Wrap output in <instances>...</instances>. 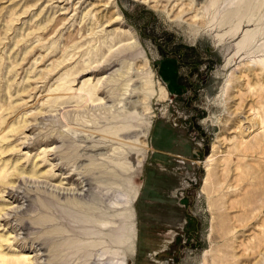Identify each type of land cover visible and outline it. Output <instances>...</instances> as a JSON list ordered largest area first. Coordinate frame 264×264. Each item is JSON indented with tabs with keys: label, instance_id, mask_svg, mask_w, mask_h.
<instances>
[{
	"label": "rangeland",
	"instance_id": "374dc122",
	"mask_svg": "<svg viewBox=\"0 0 264 264\" xmlns=\"http://www.w3.org/2000/svg\"><path fill=\"white\" fill-rule=\"evenodd\" d=\"M2 257L264 264V0H0Z\"/></svg>",
	"mask_w": 264,
	"mask_h": 264
},
{
	"label": "bare ground",
	"instance_id": "6f19581e",
	"mask_svg": "<svg viewBox=\"0 0 264 264\" xmlns=\"http://www.w3.org/2000/svg\"><path fill=\"white\" fill-rule=\"evenodd\" d=\"M110 22H112V20H111V18H110V20L108 21V23H110ZM126 34V33H125ZM119 36H123L122 34H118ZM125 36V35H124ZM131 43H133V42H131ZM134 43H137V42H134ZM130 44V43H129ZM135 45V44H134ZM129 48H132L133 47V45H130V46H128ZM121 55V54H120ZM117 55L116 54H112L108 59H106L102 64H100V65H96V66H94V68H92V70L91 71H89V72H95V71H102V70H104V69H108L109 67H111V66H113L114 64H116L117 63V61H115L114 60V58L116 57ZM123 65V64H122ZM160 92H162V90H160ZM163 93V92H162ZM163 95H161V97H162ZM89 181V180H88ZM82 184V183H81ZM83 186H81L80 185V187L77 189L78 191H80V190H82L81 188H82ZM9 190L11 191V194H16L17 193V190L18 189H16V188H14V187H11V188H9ZM76 189H70V190H66V189H60V190H58L57 191V193L58 194H60L61 196L63 195V194H65L67 191H72L73 193H77L78 191H77ZM88 190V189H87ZM76 191V192H75ZM78 194V193H77ZM83 194V193H82ZM81 195V194H80ZM16 200H18V199H16ZM129 202V201H128ZM126 203V207L128 206V208H129V206H130V204L132 203V201L131 202H129V203ZM133 204V203H132ZM21 205V204H20ZM24 208L22 207V206H17L16 208H15V210H13V211H19V212H21L22 210H23ZM13 211H11V212H13ZM8 214H11L10 212L8 213ZM120 231V232H119ZM119 231H117V232H119L118 234H117V241L119 242V243H123L126 239L127 240H129V238H128V231H126V230H124V231H122V229L121 230H119ZM128 242V241H127ZM1 262L3 263V264H21V261H19V260H8V259H6L5 260V258H1Z\"/></svg>",
	"mask_w": 264,
	"mask_h": 264
}]
</instances>
